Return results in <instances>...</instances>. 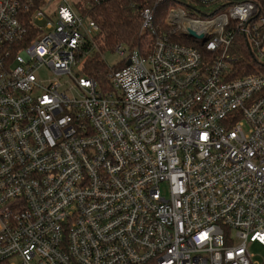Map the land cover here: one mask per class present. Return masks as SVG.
Listing matches in <instances>:
<instances>
[{
  "label": "built area",
  "instance_id": "2783aa9c",
  "mask_svg": "<svg viewBox=\"0 0 264 264\" xmlns=\"http://www.w3.org/2000/svg\"><path fill=\"white\" fill-rule=\"evenodd\" d=\"M190 1L101 84L89 15L0 0V264H264V0Z\"/></svg>",
  "mask_w": 264,
  "mask_h": 264
},
{
  "label": "trees",
  "instance_id": "16d2710c",
  "mask_svg": "<svg viewBox=\"0 0 264 264\" xmlns=\"http://www.w3.org/2000/svg\"><path fill=\"white\" fill-rule=\"evenodd\" d=\"M35 6L42 0H34ZM178 0H80L76 4L83 14L89 15L99 26L100 32L95 38V47L84 64L83 73L93 77L98 83L106 82L107 67L103 55L113 50L117 44H123L129 49H139L142 53L150 51L159 33L168 32L171 28L166 23L169 8L177 4ZM243 0H227L226 5ZM189 14L196 17H207L202 5L190 0H179ZM151 8L154 12L156 34L145 30L142 12ZM121 63L119 67H123Z\"/></svg>",
  "mask_w": 264,
  "mask_h": 264
},
{
  "label": "rangeland",
  "instance_id": "374dc122",
  "mask_svg": "<svg viewBox=\"0 0 264 264\" xmlns=\"http://www.w3.org/2000/svg\"><path fill=\"white\" fill-rule=\"evenodd\" d=\"M61 0H56V2H60ZM71 1L73 4H77L78 1L80 0H69ZM104 59H105V62L110 66H114L118 63H120V61L122 60V55L119 54L118 52H115L113 50H110L108 52H106L104 54ZM78 71V69H75V73ZM48 75L47 71L45 70H42L41 73H40V76L45 78L46 76ZM72 81H68V84L71 83ZM251 252H253L254 254H256V257L258 258H261V257H264V247H261L257 244H254L251 246Z\"/></svg>",
  "mask_w": 264,
  "mask_h": 264
},
{
  "label": "water",
  "instance_id": "95a60500",
  "mask_svg": "<svg viewBox=\"0 0 264 264\" xmlns=\"http://www.w3.org/2000/svg\"><path fill=\"white\" fill-rule=\"evenodd\" d=\"M190 35H192V36H197L193 31L190 32ZM201 37H202V36H201ZM129 63H130V61L127 62V64H129Z\"/></svg>",
  "mask_w": 264,
  "mask_h": 264
}]
</instances>
